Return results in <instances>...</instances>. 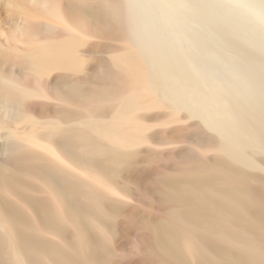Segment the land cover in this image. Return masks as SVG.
Instances as JSON below:
<instances>
[{"label":"rangeland","instance_id":"obj_1","mask_svg":"<svg viewBox=\"0 0 264 264\" xmlns=\"http://www.w3.org/2000/svg\"><path fill=\"white\" fill-rule=\"evenodd\" d=\"M56 1L0 0V178L18 167L25 157H33L30 166L50 176L55 193L72 202L69 216L84 222L94 241L108 244L112 259L100 264H143V234L148 227L164 223L171 207L161 205L158 199L142 200V192L153 183L163 185L168 181L172 169L163 161L172 155L179 156L185 149H197L195 141L180 135L178 130L195 129L209 141L210 146L204 151L209 159L264 179V0H184L179 8H167L166 38L160 42H150L144 31L138 29L150 26L152 16L164 20L161 4L157 0H124L128 5L129 44L122 37L87 36L82 28L71 30L56 22L48 13L56 9ZM59 2L67 10L77 8L89 19L98 11H109L103 0ZM129 47L144 61L150 94L156 98V103L136 110L139 116L148 117L144 135L158 134L151 143L124 144L103 133L113 126L127 104L123 99L104 96L93 117L82 106V96L89 92L96 78L105 69L114 68ZM60 48H70L75 60L81 63L40 72V59ZM38 77L49 81L53 97L29 98L23 92L21 82L36 86ZM29 101L46 105V109L38 110L36 118L30 119L23 112ZM228 113L238 117L234 116L235 121L229 123ZM32 130L40 138L50 137L65 155L85 166L103 158L109 167L120 169L116 188L101 186L80 167L29 143L25 137L24 140L22 134ZM150 152L159 154L162 162L148 174L142 170L146 161L141 156ZM124 154L134 158V164L127 168L125 161L113 166L104 159ZM131 154H137V160ZM25 165L20 164L14 193L0 191V205L10 207L18 203L21 207L34 200L53 203L54 192L34 178ZM71 185L82 188L84 193L101 196L120 211L113 213L112 208L109 216L101 215L103 221L100 216L92 217L85 197L67 192ZM82 210L88 215L83 216ZM69 216L59 214L58 219L73 240L77 231L66 224ZM4 220L0 216V235L9 242L11 235ZM42 238L62 245L57 234L45 232ZM218 241L227 243L222 237Z\"/></svg>","mask_w":264,"mask_h":264},{"label":"bare ground","instance_id":"obj_2","mask_svg":"<svg viewBox=\"0 0 264 264\" xmlns=\"http://www.w3.org/2000/svg\"><path fill=\"white\" fill-rule=\"evenodd\" d=\"M59 1L53 4L56 9L48 12L49 17L56 22L71 30L82 28L87 36L95 35V37L99 36L104 39L122 37L129 44V29L126 20L128 5L124 0H103L110 13L109 11H104L107 14L98 11L90 19L77 8L65 9L67 7L62 6ZM157 1L162 6L164 20L158 21L152 16L150 26L146 24L144 28L138 29L140 32L144 31L145 38L150 42L165 41L167 8L174 5L179 8L180 4H184V0ZM130 47L126 50L127 55L114 68L105 69L96 78L89 92L84 97L82 96L84 101L82 106L93 117L99 101L104 96L123 99L127 104L119 112L113 126L105 129L103 133L124 144L151 143L156 140L158 134L144 135L148 117L139 116L136 110L152 104L156 98L153 99L154 95L152 94V97L150 94L144 61L136 50ZM79 61L75 60L70 48H60L50 54L46 53L40 59V72L46 73L54 67L76 66L81 63ZM46 81L38 77L36 86L29 81L21 82L20 86L29 98L37 96L51 98L55 94L50 89L49 81ZM77 98H79L78 95ZM44 109L46 105L29 101L24 104L23 112L28 118L33 119L36 118L38 110L44 111ZM228 114H231V117L227 115L225 117L231 118L229 123L238 117L236 114ZM180 130H178L180 135L195 141L197 149L183 148L185 151L178 154L179 156L175 153V156L170 154L171 158L163 161L165 166L169 165L172 169L167 178L168 181H163L165 182L163 185L153 183L148 185V188L145 187L146 189L143 187L142 200L148 202L158 199L161 205L171 207V210L164 223L148 227L147 233L144 232V236H141L144 248L141 249V260H139L143 264H264V179L242 170L228 168V165H223L222 161L209 159L204 151L210 146V142L202 138V135L198 134L199 132L195 129ZM32 131L21 133L23 139L25 137L35 146L48 149L55 157L80 167L101 186L116 188L115 180L120 174V169L109 167L103 158L102 161L96 162L95 160V163L94 160L92 163L89 161L90 163L85 166L74 160L75 158L65 155L62 148L50 137L40 138ZM134 155L136 159L137 154ZM157 155L150 152V154L141 156L144 162L146 161L142 167L144 173H148L153 168L156 169V165L162 162ZM167 155L169 157V154ZM125 156L110 155L104 159L113 166L125 161L124 166L127 168L134 164V158L129 159ZM32 159L25 157L18 167H14L11 172L1 177L0 191L7 194L14 193V186L19 182V167L23 163V166L26 164L25 166L30 167L27 169L34 178L40 179L54 192L55 201L51 203L36 200L37 202L34 203V200L32 201L34 204L25 202L26 206L21 207L17 205L18 203L10 207L5 204L0 205V216L5 219V229L11 235L9 242L0 235V264H11L12 262V264H100L111 260L112 253L108 244L94 241L83 226L84 222H81L77 216V218L69 216L73 210L72 202L69 203L63 195L55 193L54 183L50 176L30 166ZM27 174L24 173V175ZM67 192L74 196L85 197L94 218L100 216V219L101 215H108L112 212L113 207L97 194L84 193L82 188L76 185H71ZM81 209L83 208H79V211ZM82 211L81 213L85 214H82L83 216L88 215ZM118 211L120 209L117 207L113 208V213H118ZM59 214L69 216L68 222H64L76 229L75 239L71 240L66 235L65 224L60 223ZM100 220L103 221L102 218ZM126 226L128 227L125 224ZM45 232L60 236L62 245L43 240L42 234ZM102 233L109 242L106 232ZM218 237H222L227 243L223 244L218 241Z\"/></svg>","mask_w":264,"mask_h":264}]
</instances>
